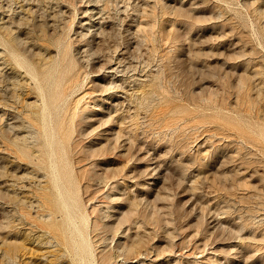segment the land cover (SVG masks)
<instances>
[{
	"label": "rangeland",
	"instance_id": "rangeland-1",
	"mask_svg": "<svg viewBox=\"0 0 264 264\" xmlns=\"http://www.w3.org/2000/svg\"><path fill=\"white\" fill-rule=\"evenodd\" d=\"M0 264H264V0H0Z\"/></svg>",
	"mask_w": 264,
	"mask_h": 264
},
{
	"label": "bare ground",
	"instance_id": "bare-ground-1",
	"mask_svg": "<svg viewBox=\"0 0 264 264\" xmlns=\"http://www.w3.org/2000/svg\"><path fill=\"white\" fill-rule=\"evenodd\" d=\"M43 98V97H42ZM44 100V99H43ZM42 100V101H43ZM36 104V103H35ZM44 109H46V106H44ZM51 156H54V153L53 152H51ZM50 167H51V169H55V165L54 164H51L50 165ZM55 171V170H54ZM53 182L55 183V184H58L59 185V182H60V187H59V193H60V197H61V201H62V205H63V207L65 208V210H66V217L67 218H70V211H69V205L67 204V200L68 199H70V196H67V194H66V190H65V188H64V185H63V183H62V181H61V177L59 176V174L57 175V174H55L54 175V177H53ZM60 188H62L63 189V191H61V189ZM74 225V229H75V231L78 233V235H79V240H80V244L82 245V247L83 248H86L87 247V240H86V238L83 236V234L81 233V231L79 230V228H78V226L74 223L73 224ZM118 225V224H117ZM111 226V225H110ZM110 226H109V229H111V228H113V226H111V228H110ZM115 228H117V227H115ZM114 229V228H113ZM112 229V230H113ZM116 230H118V229H116ZM115 230V231H116ZM114 231V230H113ZM77 245L78 244H76L75 243V247H77ZM134 246H135V244H133ZM128 246H131V245H128ZM115 248V247H114ZM130 249V247H125V250H129ZM133 249V248H132ZM116 250V249H115ZM117 250H118V248H117ZM118 252V251H117ZM132 252V251H131ZM107 254V256L108 257H110L109 255H108V253H106ZM110 254V253H109ZM112 254V253H111ZM110 254V255H111ZM128 254V253H127ZM87 255L88 256H91V254H90V252H87ZM106 256V255H105ZM118 256V255H117ZM106 258V257H105ZM111 258V257H110ZM106 259H109V258H106ZM113 259V258H112ZM109 261H111V260H109ZM106 262H107V260H106Z\"/></svg>",
	"mask_w": 264,
	"mask_h": 264
}]
</instances>
